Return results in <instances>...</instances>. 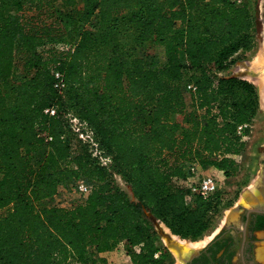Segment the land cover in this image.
<instances>
[{
    "label": "trees",
    "instance_id": "1",
    "mask_svg": "<svg viewBox=\"0 0 264 264\" xmlns=\"http://www.w3.org/2000/svg\"><path fill=\"white\" fill-rule=\"evenodd\" d=\"M80 2L81 16L65 10ZM255 27L232 0H0V264H107L120 245L133 264H170L145 212L182 239L205 237L221 192L187 202L184 182L194 165L238 173L250 131L239 127L260 101L222 74L255 47ZM79 180L92 186L81 201L45 204Z\"/></svg>",
    "mask_w": 264,
    "mask_h": 264
},
{
    "label": "rangeland",
    "instance_id": "2",
    "mask_svg": "<svg viewBox=\"0 0 264 264\" xmlns=\"http://www.w3.org/2000/svg\"><path fill=\"white\" fill-rule=\"evenodd\" d=\"M246 4H248L256 16V27L254 30L256 45L251 51H243L239 53L236 56L235 64L230 70L222 75L241 78L253 83L256 86L259 95V111L252 125L246 127L250 129V131L248 136L245 137L247 142L246 149L242 155L237 157L239 162L238 173L231 178H226L221 171L209 168L208 170H204L202 174L217 178L222 200L217 207V211L212 215L211 226L205 237L196 241L183 239L195 243V247L191 248V253L185 258L183 264H186L193 255L206 246L218 232L225 228V226L232 224L239 225L238 218L242 209H240L239 213L233 218H230L229 221H227V218L231 210L235 207L239 206L241 208V206L246 207L247 205H251L248 202L247 194L250 189L253 191L254 189L252 188H257L261 181L260 178L264 159V90L262 89V84L264 83V0H246ZM58 7L64 9L61 4H59ZM65 10L71 11L76 16H81L84 13V4L80 2L75 8ZM94 23L96 22L94 21ZM258 59H262L263 65L258 62ZM259 65L260 67L262 65V69ZM244 131L245 128L243 132ZM116 181L120 188L134 199L131 188L119 176L116 177ZM76 186L77 182H73L68 186L61 188L60 193L45 204L71 207L85 197L75 191ZM145 217L158 232L160 245L163 247L164 252H166L169 263L180 264L171 247L172 243L178 242L176 241L177 239L172 238V231L169 229L170 232L167 233L165 229L166 225L157 220L150 212H145ZM177 237L181 238L180 236ZM263 253V250L258 248L257 254L260 259L264 258ZM102 257L107 260V264H122L126 259L125 249L123 245H120L116 253L108 254L107 256L103 255Z\"/></svg>",
    "mask_w": 264,
    "mask_h": 264
},
{
    "label": "flooded vegetation",
    "instance_id": "3",
    "mask_svg": "<svg viewBox=\"0 0 264 264\" xmlns=\"http://www.w3.org/2000/svg\"><path fill=\"white\" fill-rule=\"evenodd\" d=\"M260 179L247 194L251 205L240 208L239 225L225 226L186 264H264L257 254L258 248L264 252V159Z\"/></svg>",
    "mask_w": 264,
    "mask_h": 264
},
{
    "label": "built area",
    "instance_id": "4",
    "mask_svg": "<svg viewBox=\"0 0 264 264\" xmlns=\"http://www.w3.org/2000/svg\"><path fill=\"white\" fill-rule=\"evenodd\" d=\"M232 1L239 5H242L246 2V0H232ZM55 77L57 79L56 86L60 89H63L65 87V84L62 81L61 74L56 73ZM189 88L195 89L192 85H190ZM45 113L50 115H55L57 113V109L48 108L45 110ZM69 117H70L72 132L77 137V139L82 143L89 145L93 155L100 160L103 166L108 167L111 163V160L109 157L103 155L102 151L99 149L98 143L94 139L93 132L73 114H70ZM246 127L247 125L239 127V133L242 134L244 128ZM191 170H192V177L188 181L184 182V184L191 190V194H192L187 197V202L191 201L193 195H199L207 200L213 197L220 190V186L217 178L213 176L202 175L204 170H202L199 165H194ZM91 189L92 186L88 184L86 181L84 180L77 181V186L75 190L76 192H79L80 194L86 196L91 192ZM136 248L137 250H140L141 246H137ZM125 255H126V259L123 261L122 264H133L126 251H125ZM157 257H159V254H157ZM68 264H84V263L78 260H72Z\"/></svg>",
    "mask_w": 264,
    "mask_h": 264
},
{
    "label": "bare ground",
    "instance_id": "5",
    "mask_svg": "<svg viewBox=\"0 0 264 264\" xmlns=\"http://www.w3.org/2000/svg\"><path fill=\"white\" fill-rule=\"evenodd\" d=\"M261 58V57H260ZM259 60V59H258ZM258 62H260V63H262V59L261 60H259ZM263 63H264V59H263ZM263 63H262V65H263ZM256 65H258V64H256ZM262 65H261V67H262ZM259 67H260V65H259ZM260 67V68H261ZM258 68V67H257ZM256 68V69H257ZM262 69V68H261ZM258 70H260V69H258ZM263 82H264V80H263ZM262 89L264 90V83L262 84ZM249 196V195H248ZM247 196V197H248ZM224 224V223H223ZM166 229V232L168 233V232H170V230H169V228L168 227H166L165 228ZM172 238L174 239H177L176 241H178V242H176V243H172L171 244V247H172V250H173V253H174V255L176 256V258L178 259V261H179V263L180 264H183V262H184V260H185V258L187 257V256H189V254L191 253V248H193V247H195V243H193V242H190V241H186V240H183V239H181V238H178L176 235H173L172 234ZM211 239V238H210ZM209 240V239H208Z\"/></svg>",
    "mask_w": 264,
    "mask_h": 264
},
{
    "label": "water",
    "instance_id": "6",
    "mask_svg": "<svg viewBox=\"0 0 264 264\" xmlns=\"http://www.w3.org/2000/svg\"><path fill=\"white\" fill-rule=\"evenodd\" d=\"M239 211H240V207L239 206H237L233 210H231V212H230V214H229V216L227 218V221H229L230 218H233L237 213H239Z\"/></svg>",
    "mask_w": 264,
    "mask_h": 264
},
{
    "label": "crops",
    "instance_id": "7",
    "mask_svg": "<svg viewBox=\"0 0 264 264\" xmlns=\"http://www.w3.org/2000/svg\"><path fill=\"white\" fill-rule=\"evenodd\" d=\"M118 249H116L115 251H113V252H107V253H103L101 256H107L108 254H113V253H116V251H117Z\"/></svg>",
    "mask_w": 264,
    "mask_h": 264
}]
</instances>
